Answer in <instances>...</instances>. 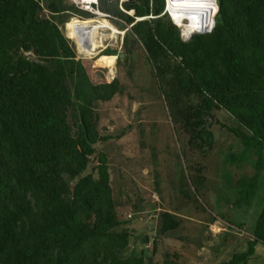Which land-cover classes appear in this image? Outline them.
Returning <instances> with one entry per match:
<instances>
[{
	"label": "trees",
	"instance_id": "trees-1",
	"mask_svg": "<svg viewBox=\"0 0 264 264\" xmlns=\"http://www.w3.org/2000/svg\"><path fill=\"white\" fill-rule=\"evenodd\" d=\"M216 5L211 31L183 41L163 14L165 0L123 3L132 15L119 9L118 0H99V9L126 29L124 60L135 44L142 47L156 88L188 144L209 146L205 119L224 110L238 124L229 130L253 149L260 171L264 0ZM72 13L88 16L66 0H0V264H173L168 254L157 258L156 248L177 230L176 215L159 214L150 256L126 255L139 235L118 217L106 160L99 158L87 173L100 141L98 106L124 89L116 78L108 82L104 69L92 78L91 62L77 58L60 28L63 14ZM113 58L100 56L98 63ZM202 181L195 175L191 185ZM258 181V173L237 181V204H250ZM258 244L264 246V203L246 250L221 264H248Z\"/></svg>",
	"mask_w": 264,
	"mask_h": 264
},
{
	"label": "rangeland",
	"instance_id": "rangeland-1",
	"mask_svg": "<svg viewBox=\"0 0 264 264\" xmlns=\"http://www.w3.org/2000/svg\"><path fill=\"white\" fill-rule=\"evenodd\" d=\"M50 13L46 7L45 14ZM63 17L65 24L71 18L69 14ZM71 24L68 34L74 37ZM64 25L60 28L65 34ZM112 26L120 30L114 22ZM179 31L183 41L190 39ZM101 33L105 35L102 47L84 58L91 62L89 74L94 78L104 69L106 80L116 78L124 90L98 106L100 141L87 173L95 170L99 158L106 160L118 217L139 235L126 255L153 253L161 212L175 214L179 226L157 243L159 259L168 254L173 264H221L244 252L264 203V162L256 171L253 149L245 148L229 130L238 129V124L224 110H213L205 119L210 145L191 147L156 88L142 47L135 44L124 60L120 54L123 36H112L109 30ZM119 55H123L121 61ZM100 56L116 58L102 65ZM256 173L259 186L255 196L249 205L237 204V181ZM195 175L202 176L201 186L191 185ZM248 264H264L262 244L255 247Z\"/></svg>",
	"mask_w": 264,
	"mask_h": 264
},
{
	"label": "bare ground",
	"instance_id": "bare-ground-1",
	"mask_svg": "<svg viewBox=\"0 0 264 264\" xmlns=\"http://www.w3.org/2000/svg\"><path fill=\"white\" fill-rule=\"evenodd\" d=\"M214 3L215 0H168L166 7L171 21L181 29L184 36L190 37L208 28L210 16L215 10ZM71 21L74 37L69 34L68 36L76 41L81 51L87 55L94 54L100 46L103 36L100 35L99 29L109 27L112 36L116 35L113 26L106 21L93 22L90 20L83 23L75 19ZM71 21L67 24L69 25Z\"/></svg>",
	"mask_w": 264,
	"mask_h": 264
},
{
	"label": "built area",
	"instance_id": "built-area-1",
	"mask_svg": "<svg viewBox=\"0 0 264 264\" xmlns=\"http://www.w3.org/2000/svg\"><path fill=\"white\" fill-rule=\"evenodd\" d=\"M66 1H67V3L70 6H73L78 12L86 13L88 15L87 17H83V16H81L78 13H72L71 18H70L69 21H71L73 19L77 20L78 22H82V23L86 22V21H90V20L93 21V22L106 21L112 26V22H113L112 16L110 14H108V13L102 12L99 9V0H66ZM112 1H114V0H107L108 3L112 2ZM128 1H132V0H118V6H119V9L121 11H123V12H125V13H127L129 15H132L133 14L132 10L125 11L123 9V7H122L123 3L128 2ZM167 1L168 0H165V8H164L163 14L166 13L167 16L170 18L169 14L167 12V7H166L167 6ZM215 2H217V0H215ZM143 19L144 18H137L136 20L139 21V20H143ZM67 25H68L67 23L64 25L65 36H66L67 39L71 40L72 43H74L77 58L84 59L86 57L94 56L95 54L87 55V54H85L84 52L81 51L80 46L78 45V43L76 41H74L71 37L68 36ZM103 30L111 31V29L109 27L99 29L100 35H103V33H101ZM115 31H116L115 34L117 36L120 35L122 37L124 35V32L126 31V29L125 30H116L115 29ZM103 36H105V35H103ZM120 44L122 45V39H121ZM101 47H102V39L100 41V46L97 49H99ZM114 57L116 58V56H114Z\"/></svg>",
	"mask_w": 264,
	"mask_h": 264
},
{
	"label": "water",
	"instance_id": "water-1",
	"mask_svg": "<svg viewBox=\"0 0 264 264\" xmlns=\"http://www.w3.org/2000/svg\"><path fill=\"white\" fill-rule=\"evenodd\" d=\"M214 6H215V9H216V7H217L216 2L214 3ZM213 16H214V15H213ZM213 24H214V21H213V18H212L211 21H210V24H209L208 28H207L206 30L200 32V33H197V34H203V33H208V32H210L211 29H212ZM120 56L122 57L123 55H120Z\"/></svg>",
	"mask_w": 264,
	"mask_h": 264
}]
</instances>
